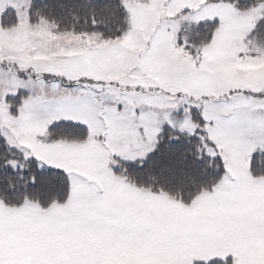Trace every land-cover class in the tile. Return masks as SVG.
I'll use <instances>...</instances> for the list:
<instances>
[{
	"label": "snow or ice",
	"instance_id": "6c2138e0",
	"mask_svg": "<svg viewBox=\"0 0 264 264\" xmlns=\"http://www.w3.org/2000/svg\"><path fill=\"white\" fill-rule=\"evenodd\" d=\"M0 264H264V0H0Z\"/></svg>",
	"mask_w": 264,
	"mask_h": 264
}]
</instances>
